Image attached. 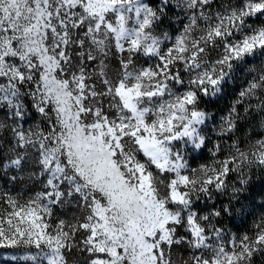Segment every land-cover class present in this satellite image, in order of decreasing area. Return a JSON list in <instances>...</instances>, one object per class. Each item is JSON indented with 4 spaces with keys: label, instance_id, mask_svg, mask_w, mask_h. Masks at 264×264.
Masks as SVG:
<instances>
[{
    "label": "snow or ice",
    "instance_id": "obj_1",
    "mask_svg": "<svg viewBox=\"0 0 264 264\" xmlns=\"http://www.w3.org/2000/svg\"><path fill=\"white\" fill-rule=\"evenodd\" d=\"M264 0H0V264H264Z\"/></svg>",
    "mask_w": 264,
    "mask_h": 264
},
{
    "label": "trees",
    "instance_id": "obj_2",
    "mask_svg": "<svg viewBox=\"0 0 264 264\" xmlns=\"http://www.w3.org/2000/svg\"><path fill=\"white\" fill-rule=\"evenodd\" d=\"M255 192L257 194L264 193V183L257 181L255 185Z\"/></svg>",
    "mask_w": 264,
    "mask_h": 264
}]
</instances>
